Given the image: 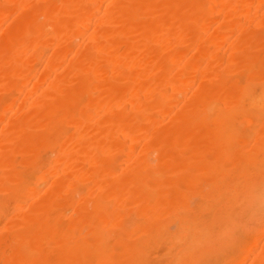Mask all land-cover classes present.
Listing matches in <instances>:
<instances>
[{
    "label": "bare ground",
    "instance_id": "bare-ground-1",
    "mask_svg": "<svg viewBox=\"0 0 264 264\" xmlns=\"http://www.w3.org/2000/svg\"><path fill=\"white\" fill-rule=\"evenodd\" d=\"M0 264H264V0H0Z\"/></svg>",
    "mask_w": 264,
    "mask_h": 264
}]
</instances>
